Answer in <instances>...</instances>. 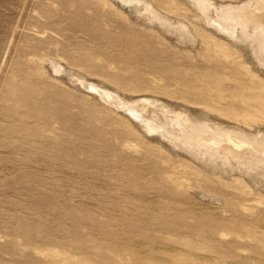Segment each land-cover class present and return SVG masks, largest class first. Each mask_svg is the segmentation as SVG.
<instances>
[{
  "label": "rangeland",
  "instance_id": "374dc122",
  "mask_svg": "<svg viewBox=\"0 0 264 264\" xmlns=\"http://www.w3.org/2000/svg\"><path fill=\"white\" fill-rule=\"evenodd\" d=\"M32 56L57 57L126 100L230 122L264 114V80L237 55L210 49L196 61L96 0H0V264H264V189L238 176L168 181L159 150Z\"/></svg>",
  "mask_w": 264,
  "mask_h": 264
},
{
  "label": "bare ground",
  "instance_id": "6f19581e",
  "mask_svg": "<svg viewBox=\"0 0 264 264\" xmlns=\"http://www.w3.org/2000/svg\"><path fill=\"white\" fill-rule=\"evenodd\" d=\"M96 1L116 12L125 22L131 21L141 30L156 33L196 61L210 49L223 53L225 57L237 55L246 71L264 80V0L230 3L224 0ZM29 60L44 75L51 71L55 76L64 74L63 78L66 77L72 89L82 88L90 92L92 98H100L99 103L104 102L131 130L136 129L138 136L163 154L164 164H171L168 181L175 179L182 187L188 185L185 178L188 174L194 176L195 183H208L207 179L210 183L236 182L238 176L254 189L255 185L256 189H264V114L261 111L259 119L237 115V122H230L221 119L218 112L196 108L195 105L182 104L179 108L145 96L126 100L119 96V91H114L115 87L112 90L108 84H100V79L95 81L93 77V81L91 77L84 76L85 73L62 66L57 57L32 56ZM214 76H224V86L228 89L236 84L234 79L233 82L225 80V74ZM104 79L112 82L106 77ZM122 145L129 152H138L134 144ZM178 167H182V171ZM174 170L183 177L176 178ZM191 192L198 194L200 191ZM199 194L198 198L214 202L220 200L204 192ZM259 199L256 198L257 204L263 201Z\"/></svg>",
  "mask_w": 264,
  "mask_h": 264
}]
</instances>
